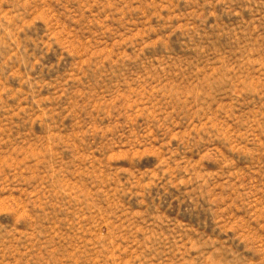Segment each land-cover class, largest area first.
<instances>
[{"label": "rangeland", "instance_id": "374dc122", "mask_svg": "<svg viewBox=\"0 0 264 264\" xmlns=\"http://www.w3.org/2000/svg\"><path fill=\"white\" fill-rule=\"evenodd\" d=\"M0 264H264V0H0Z\"/></svg>", "mask_w": 264, "mask_h": 264}]
</instances>
